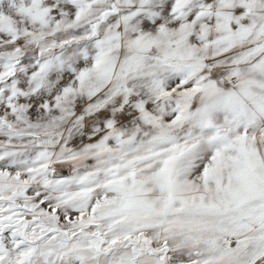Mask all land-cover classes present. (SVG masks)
Returning a JSON list of instances; mask_svg holds the SVG:
<instances>
[{
  "label": "snow or ice",
  "instance_id": "obj_1",
  "mask_svg": "<svg viewBox=\"0 0 264 264\" xmlns=\"http://www.w3.org/2000/svg\"><path fill=\"white\" fill-rule=\"evenodd\" d=\"M0 264H264V0H0Z\"/></svg>",
  "mask_w": 264,
  "mask_h": 264
}]
</instances>
